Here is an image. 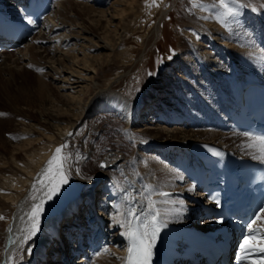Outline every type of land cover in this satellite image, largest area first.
Returning <instances> with one entry per match:
<instances>
[{
    "label": "bare ground",
    "instance_id": "obj_1",
    "mask_svg": "<svg viewBox=\"0 0 264 264\" xmlns=\"http://www.w3.org/2000/svg\"><path fill=\"white\" fill-rule=\"evenodd\" d=\"M90 1L86 0L81 5L89 21L80 18L76 19L77 22L69 20L66 7L69 1H59L30 42L14 50V54L0 55V75L12 71L26 75L32 68L43 69L45 75L42 72L39 74H42L43 79H51L50 88L53 87L59 95L56 99L48 91L46 82L39 83L37 95L42 100L40 108L44 111L38 112L39 126L30 125V129H24L25 139L10 146L7 158L0 154V212L9 204L14 205L17 211L3 232L0 264H55L57 261L51 254L56 251V247L51 244L50 237L55 218L65 214L82 198L98 199V192H103V195L97 202L106 200L110 207V213L104 214L109 238L112 242L117 238L123 239L126 245L124 250L122 245L120 248L107 246L108 250L94 257L90 264H124L128 241L121 235L124 229L118 221L126 217L128 207L143 209L146 213L150 199L155 202L156 211L162 219L177 220L181 217V210L177 207L179 199L174 198L171 191L179 188L190 190L189 186L182 185L177 170L166 167L163 162H159L158 157L168 159L172 152L187 148L195 140L218 141L239 153L246 147L245 138L235 134L221 135L211 130L191 131L177 127L169 131L163 127L141 128L137 124L144 121L158 124L157 119L183 122L192 117L193 113L186 107L191 105L193 98L196 97L197 102L198 99H208L209 90L214 85L209 84L210 79L214 80L211 81L216 84L214 87L222 83L228 85L233 82L230 71L234 66H237L240 75L248 76L251 75L249 70L261 67L260 59L264 53V0H237L242 3V7L237 4L238 15L230 18L227 26L204 16L202 11V15H199V10L194 16H185L181 20V27L192 44L183 42L185 44L180 47L179 55L140 103L144 109L118 91L117 83L125 79L122 73L106 83L101 80L103 69L94 64L101 58L100 52H104L106 64L121 58L125 52L116 47L121 42V33L133 34L139 29L141 17L144 18L143 27H146L142 32L158 30V24L151 27L147 23L152 21V15L157 10L166 14L165 8L169 7H165V0H155V4L153 0H108L106 10H102L94 9V6L92 9L88 4ZM132 18L135 21L129 27ZM50 19H53V24L48 23ZM62 31L65 34L61 36L58 33ZM111 33L114 39H111ZM53 43L60 48L66 46L67 49L59 51L56 45L51 46ZM209 47L211 51H208ZM200 69L203 72L208 70L207 75L204 72L196 79L195 75ZM85 97L88 99L85 100ZM44 103H47V109L43 108ZM180 108L184 114L178 113ZM68 133L75 137L79 134L81 139L87 136L88 144L82 156L84 159L79 166L77 164V181L84 184V192L77 199H67L55 214H49L44 209L39 232L24 242L22 229L27 222L28 212L21 213L22 191L29 192L32 189L35 175L37 177L54 152L51 149L53 142L63 141ZM105 133L112 135L115 143L111 150L101 151L98 147ZM1 146L4 149L2 140ZM21 155L24 161L18 160ZM98 162H103L106 167H100ZM96 164L98 174L102 176L100 179H95L89 173ZM28 185L30 187L25 189ZM96 188H101V191H95ZM103 207L104 201L99 211L102 212ZM104 211H107L106 208ZM46 245L45 257L41 260L42 247Z\"/></svg>",
    "mask_w": 264,
    "mask_h": 264
},
{
    "label": "rangeland",
    "instance_id": "obj_2",
    "mask_svg": "<svg viewBox=\"0 0 264 264\" xmlns=\"http://www.w3.org/2000/svg\"><path fill=\"white\" fill-rule=\"evenodd\" d=\"M63 1L64 0H60V2H63ZM67 1H69V3L66 4L67 12H68L67 14L69 15L68 17L70 18L69 20L73 21L74 19V21L77 22L76 19L80 18L82 21L85 19H86L85 21H89L88 20L89 16H84L85 15L83 14L84 10L82 9V6H81L83 3H86V0H67ZM140 1L141 0H139V2ZM210 1L211 0H206V2L205 0H200V1L198 0H165L166 2L165 7L166 6L169 7V9L167 7L165 8L167 9L166 10L167 13L163 14L160 10L159 11L157 10V13L152 15V19H151L152 21H149L147 23L151 27L154 24H158L157 25L158 30H156L157 32L153 30H151L152 32L151 31L142 32V29L144 28L143 27L144 18L141 17V20L139 21L140 23L138 26L139 29H136L135 31H133V34L121 33V42L118 46H116L118 47V50H123L125 52V54H123L121 58L116 59L106 64V62L104 61L105 54L104 52H100L101 58L98 60L99 62L96 61V64L94 65L95 66L97 65L98 68L101 67L103 69V71H101V80H105V82L107 83L117 78V76L122 73L123 74L122 77L125 79L124 81H121V82L119 81V83H117L116 87L118 91L121 94H123L126 98L131 99L134 102V104L135 103L137 105L140 103L142 104L145 97L150 93L149 91L153 89L154 84L159 80L160 75L164 73V71L171 64V62L176 59L177 55H179L180 47L183 44H185L183 42L187 41L188 43L191 42L192 44V41L190 37L188 36V34L182 31L183 27H181V20H183L185 16H194V14L198 12L197 10H199V13H198L199 15H202V12H203L204 16L207 15L213 21H216V23H218V19H216L217 18L216 13L220 11V9L216 7V3L218 0H215V1L212 0L214 1V3L213 2L211 3ZM107 2L108 0H106L103 5L97 6L93 4V0H91L90 3L88 4L92 6V9L94 6V9L106 10ZM141 2H143V0ZM151 3L152 2H150L149 4ZM238 3L239 2H237V4ZM196 5H198V7ZM239 5L242 7V3H239ZM239 5H237V7ZM201 6H202V9H200ZM145 10L147 11V9ZM211 10L213 12H211ZM213 13L215 16L213 15ZM134 21L135 19L132 18L129 24V27L133 25ZM48 23L53 24L54 23L53 19H50ZM219 24L221 23L219 22ZM58 34L62 36L65 33L62 31V32H59ZM110 36H111V39H114L113 33H111ZM52 45L55 46L56 44L53 43L51 44V46ZM56 47L59 48L58 49L59 51L61 49L62 51L67 49L66 46H64L63 48L62 47L60 48L59 46L56 45ZM208 51H211V47H209ZM194 66L195 68L198 69L196 65ZM207 71L208 70L206 71L204 70L206 75H207ZM45 72L46 71L44 70L42 71L44 75H45ZM204 72L200 69L199 72L196 73L197 75H195L196 79H198V76L200 74L201 75L202 73L204 74ZM22 73L23 72L16 74V71H12L11 73L3 72L0 75V130H1L0 140L4 142V149L2 148V146L0 147V154L5 158L8 157L7 151L10 148V146L15 145L16 143L18 144L23 139H25L26 135H24L25 134L24 129H30L31 126H36V127L39 126L40 118H39L38 112L42 111V108H40L42 100H40L39 95H37L38 94L37 86L39 85V83L46 82L48 86V91L50 90L51 94L55 96V98L57 97L56 99L59 98V95H57L56 90L53 87H52L53 89L50 88L52 86V84L49 85L51 83V79H47V78L43 79L42 74L41 75L39 74L41 73V71H38L32 68L28 71L26 75H22ZM211 81H214V80L210 79L209 84H215L214 82H211ZM87 99L88 97H85V100ZM194 99L196 101V97ZM44 104L45 105L43 108L47 109V103H44ZM141 104L139 105V108H142L143 105ZM38 109L40 110L38 111ZM169 110H171V107L169 108ZM179 110L181 111V108ZM141 112L143 111L141 110ZM154 112L155 111H153V113ZM20 122L23 124H21ZM107 122L110 123L111 121H107ZM146 122L147 121H144L142 123L138 122L139 124L137 125H139L141 128L150 126V127L162 129L163 127L165 130H169V131H170V128L171 129L174 128V126L169 127V126H165L162 123H158V124L151 123L150 124V121H148L149 123L147 124ZM170 123L173 124V122H170ZM194 130L195 129L191 131H194ZM80 131L81 130H79V133ZM105 134H106L105 137L101 141L102 143L99 144L100 148L98 147V149H101V151L111 150L114 147V143H115L114 137H112V135L108 133H105ZM77 135L78 136L76 137L73 135L71 136L68 135L64 138L63 141L56 140L53 142L54 144L51 146V149L55 151V149L58 146H60L61 144L67 143L69 147L65 151L71 154L72 158L69 160V176H68L69 183L67 185L62 186L61 191L57 196H55L52 200L47 201L45 203L44 209H47L48 210L47 213L49 214H55L56 212H58V210L61 209V206L63 205L64 202H66L67 199L69 198L77 199V197H79L80 194L84 192L83 190L84 184L81 183V181L80 182L77 181V177L79 176V171L77 170H78L79 164H81V162L84 159L82 156H83L84 149L86 148L88 143L86 140L87 136L81 139L80 135L79 134ZM23 158L24 157L21 155L18 157V160L24 161ZM97 164L93 168V170L89 171V173L92 176H94L95 179L96 178L100 179L102 176L101 174H98L99 169H98ZM35 177L33 179L34 182L37 178ZM29 187L30 186L28 185L25 189ZM96 191H98V189ZM22 192L24 193L22 195V199H23L22 207L23 208H22L21 213H27L31 210L32 204L35 203L36 201H33L31 199V196L33 195L32 189H30L29 192H26L25 190H23ZM36 195H39V193H36ZM102 195H103V192H101V196ZM16 212H17L16 208L12 204L7 205V207L3 211L0 212V217H3V219H0V244L2 242L1 239L3 237V232L6 230L8 226L7 223L14 218V216L16 215ZM0 251H1V245H0Z\"/></svg>",
    "mask_w": 264,
    "mask_h": 264
},
{
    "label": "snow or ice",
    "instance_id": "obj_3",
    "mask_svg": "<svg viewBox=\"0 0 264 264\" xmlns=\"http://www.w3.org/2000/svg\"><path fill=\"white\" fill-rule=\"evenodd\" d=\"M216 7L220 9L216 13L218 22L225 26L230 22L229 18H235L238 15L237 0H218ZM37 70L43 71V69ZM68 135L71 136L72 133ZM68 147L69 145L64 143L55 149L32 185L31 199L36 202L26 214L27 222L22 229L24 242L39 232L45 203L57 196L62 186L69 183V160L72 157L65 151ZM249 147L256 152L253 158L264 163V135L253 137ZM100 167L103 168L106 165L101 164ZM158 217L159 212L156 211L155 202L149 199L146 213L143 209L138 210L129 206L126 217L118 221L119 226L124 229L121 235L128 241V255L125 258V264H151L155 241L161 228L165 226ZM28 251L30 252L31 249L29 248ZM254 253L264 254V206L253 214L246 225V231L238 245V264H244L245 261H249V264H257V261L251 260V255ZM258 264H264V256Z\"/></svg>",
    "mask_w": 264,
    "mask_h": 264
},
{
    "label": "water",
    "instance_id": "obj_4",
    "mask_svg": "<svg viewBox=\"0 0 264 264\" xmlns=\"http://www.w3.org/2000/svg\"><path fill=\"white\" fill-rule=\"evenodd\" d=\"M100 165L102 164V163H99Z\"/></svg>",
    "mask_w": 264,
    "mask_h": 264
}]
</instances>
